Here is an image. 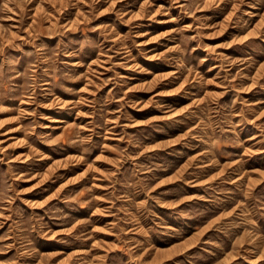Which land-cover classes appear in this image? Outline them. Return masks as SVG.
<instances>
[{
  "label": "rangeland",
  "instance_id": "rangeland-1",
  "mask_svg": "<svg viewBox=\"0 0 264 264\" xmlns=\"http://www.w3.org/2000/svg\"><path fill=\"white\" fill-rule=\"evenodd\" d=\"M0 264H264V0H0Z\"/></svg>",
  "mask_w": 264,
  "mask_h": 264
}]
</instances>
